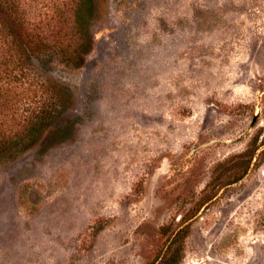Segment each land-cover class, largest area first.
Segmentation results:
<instances>
[{"label":"rangeland","instance_id":"obj_1","mask_svg":"<svg viewBox=\"0 0 264 264\" xmlns=\"http://www.w3.org/2000/svg\"><path fill=\"white\" fill-rule=\"evenodd\" d=\"M94 15L0 110V264H264V0Z\"/></svg>","mask_w":264,"mask_h":264},{"label":"trees","instance_id":"obj_2","mask_svg":"<svg viewBox=\"0 0 264 264\" xmlns=\"http://www.w3.org/2000/svg\"><path fill=\"white\" fill-rule=\"evenodd\" d=\"M44 1L0 0V110L16 106L7 103L9 91L21 86L18 77L29 71L34 59L60 58L79 64L91 46L97 0H50L42 8ZM35 124L31 121L25 139L31 140ZM3 135L0 128V142ZM18 141L8 140L12 144L0 150L12 154L29 145L13 146Z\"/></svg>","mask_w":264,"mask_h":264}]
</instances>
